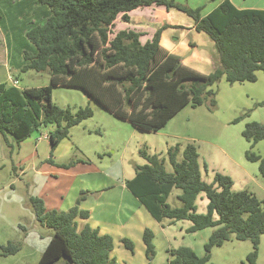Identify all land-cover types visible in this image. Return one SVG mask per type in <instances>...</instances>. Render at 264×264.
Here are the masks:
<instances>
[{
    "label": "trees",
    "instance_id": "trees-1",
    "mask_svg": "<svg viewBox=\"0 0 264 264\" xmlns=\"http://www.w3.org/2000/svg\"><path fill=\"white\" fill-rule=\"evenodd\" d=\"M48 8L42 23L32 24L26 38L34 52L23 51L20 72L32 70L48 73L49 86L18 89L0 83V136L19 146L41 127L53 125L48 134L50 153L68 136L69 129L93 116L86 106L72 113L52 102V87L81 90L114 117L147 132H157L187 105L216 108L214 87L224 79L229 85L256 81L264 74V10L237 9L224 0L208 15L201 8L191 9L174 0H36ZM163 6L176 8L193 19L194 29L203 32L213 43V71L204 75L182 64L179 57L159 45V29L150 42L141 44L140 34L119 30L117 20L128 23L132 10ZM164 28V27H163ZM264 103L257 104L261 106ZM240 118L234 120L238 122ZM249 144L245 159L258 163L264 177V158L252 152L264 140V123H247L241 133ZM179 147L167 152L173 169L166 171L156 155L141 151L147 162L135 166V176L126 187L157 221H188L187 234L214 228L198 257L189 247L169 250V264H208L213 248L234 238L248 241L252 251L241 264H256L260 237L264 236V199L247 191L232 192L231 179L215 174L212 183L201 178L198 152L187 144L182 160L177 161ZM49 163H53L48 159ZM68 165H62L68 168ZM206 171V166H203ZM173 189L180 190V207H171L167 199ZM207 200L206 213H196L199 194ZM67 211H46L40 198L28 203L40 226L52 236L36 264H119L111 256L113 239L100 235L98 229L85 224L78 229L76 218L87 219V211L78 203ZM145 257L151 264L155 256L154 235L145 229L142 235ZM124 248L134 251V244L121 239ZM20 244L8 242L0 247V256L14 255Z\"/></svg>",
    "mask_w": 264,
    "mask_h": 264
},
{
    "label": "rangeland",
    "instance_id": "rangeland-1",
    "mask_svg": "<svg viewBox=\"0 0 264 264\" xmlns=\"http://www.w3.org/2000/svg\"><path fill=\"white\" fill-rule=\"evenodd\" d=\"M17 1L0 0V59L5 57L11 64L8 71L0 61V83L8 84L16 77L20 89L49 86L48 73L20 72L15 68V63L23 62V51L33 47L26 38L27 29L31 24L41 23L39 17L19 13ZM233 1L239 7L264 9V0ZM38 5V8L47 9ZM256 75L258 79L253 83L229 85L221 79L214 87V110L209 111L206 105L196 108L187 105L157 132L139 130L114 117L79 89L52 87V102L56 106L69 108L72 113L88 106L93 116L69 129V140L58 150L56 157L50 153L47 140L54 130L53 125L41 127L19 147L10 137L6 142L0 136V247L8 242L20 244L18 253L0 256V264H36L52 236L51 230L36 221L29 197L42 199L46 211L58 210L72 200L71 196L67 197L83 173H107L114 178L131 179L134 167L147 163L140 156L141 151L156 155L166 171L172 173L168 150L178 145L177 161L180 162L185 146L193 144L199 154L201 178L205 183H212L217 173L226 175L232 181V192L247 191L259 200L264 199V177L259 174L258 163L245 159L249 144L241 135L247 123H264V104L257 106L264 103V74L257 72ZM237 118L240 120L234 123ZM40 136L41 140L37 142ZM252 152L264 158V140ZM50 157L53 163L48 162ZM69 163L72 164L68 168L61 167ZM179 194L180 190L173 189L169 195L167 203L172 208L181 206L177 199ZM195 206L196 213H206L204 194H199ZM189 225L188 221L171 223L163 220L162 226H157L154 232L151 230L155 246L151 264H169L168 251L179 247H189L197 254H204L201 236L205 232L187 234L185 230ZM137 251L129 253L120 245L115 254L126 264H147L144 255ZM251 251L250 242L232 238L212 249L208 264H241ZM256 264H264V236L260 237Z\"/></svg>",
    "mask_w": 264,
    "mask_h": 264
},
{
    "label": "crops",
    "instance_id": "crops-1",
    "mask_svg": "<svg viewBox=\"0 0 264 264\" xmlns=\"http://www.w3.org/2000/svg\"><path fill=\"white\" fill-rule=\"evenodd\" d=\"M223 1L224 0H196V2H192L191 0H174V2L178 5L186 6L191 9L201 8L202 17L208 15ZM229 1L237 9L264 10L261 8L239 7L233 0ZM38 6L39 5L36 0L17 1V11L19 13L30 16L31 18L39 17L38 21L42 23L43 18L48 14V8L43 9L38 8ZM127 15L129 17L128 23L121 21L120 18L117 20V28L119 30H130L140 34L139 41L141 44H145L152 40L154 34L159 29H162L159 36V45L162 48L170 54L179 57L182 64L192 70L204 75L210 74L213 71V43L208 39L206 34L195 31L193 19L187 16L184 12L176 8L166 9L163 6L152 5L132 10L127 13ZM38 21L36 20L35 23H38ZM1 45L0 41V46ZM28 52L33 53L34 47L29 48ZM0 61L3 62L7 70L10 71L11 64H9V61H5V57H1ZM15 65V68L20 70L23 62L15 63ZM12 79L13 78L9 80L7 85L15 86L20 89L18 87V78L14 77V81H12ZM29 138L21 143L26 142ZM36 140L37 142L40 141L41 136ZM67 140H69V132L68 136L61 140L53 151L54 157H56L58 150L61 149L62 145L67 143ZM49 159H51V157ZM204 172L206 173V171ZM81 176L82 179L77 182V186L72 189L71 194L67 197L69 198L71 196L72 200L69 203H65L58 210L52 209L49 211H67L75 205L74 201H77L80 193L85 191L87 194L84 199L78 203V207L80 210L87 211L89 217L87 219L76 218L78 229H81L85 224H88L91 228L98 229L100 235L111 236L113 239V250L111 251V256L115 257L119 264H126L124 260L119 259L115 254L116 247H120L121 245L124 248L121 243V239L123 238H127L134 242V250L137 249V252L145 257V245L142 240L143 232L145 229H150L154 232V229L157 226H162V221L157 222L139 202V200L135 198L127 189L126 181L133 179L135 171L133 177L128 180L114 178L111 174L109 175L107 173H83ZM61 200L64 201L63 198ZM209 229L211 228L201 230L202 232H205V235L201 236L202 246H204L214 230V228L211 230ZM128 252L133 253L130 251ZM137 252H135V254ZM195 254L198 257L203 255L197 254L196 252ZM146 262L148 264L147 259Z\"/></svg>",
    "mask_w": 264,
    "mask_h": 264
}]
</instances>
